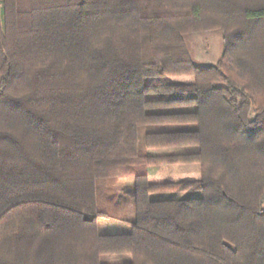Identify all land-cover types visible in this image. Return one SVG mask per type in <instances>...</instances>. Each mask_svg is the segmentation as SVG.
<instances>
[{
    "label": "trees",
    "instance_id": "trees-1",
    "mask_svg": "<svg viewBox=\"0 0 264 264\" xmlns=\"http://www.w3.org/2000/svg\"><path fill=\"white\" fill-rule=\"evenodd\" d=\"M0 264H264V0H0Z\"/></svg>",
    "mask_w": 264,
    "mask_h": 264
},
{
    "label": "rangeland",
    "instance_id": "rangeland-1",
    "mask_svg": "<svg viewBox=\"0 0 264 264\" xmlns=\"http://www.w3.org/2000/svg\"><path fill=\"white\" fill-rule=\"evenodd\" d=\"M188 49L192 60L200 65L215 64L221 57L225 44L223 33L220 29L205 31L202 33H190L186 35ZM190 76L156 77L146 81L154 83L158 81H170L181 83L191 81ZM151 128V127H150ZM162 128V127H157ZM149 130V128H147ZM148 169L151 174L150 180H185L200 178V164L197 155L181 156L178 149L150 150ZM119 191H124L126 206L121 210V216H128L129 210L133 212V182L132 178L118 181ZM125 189V190H124ZM169 194H164L168 196ZM181 194L180 196H185ZM100 232H122L128 229V223L107 218H99Z\"/></svg>",
    "mask_w": 264,
    "mask_h": 264
},
{
    "label": "crops",
    "instance_id": "crops-1",
    "mask_svg": "<svg viewBox=\"0 0 264 264\" xmlns=\"http://www.w3.org/2000/svg\"><path fill=\"white\" fill-rule=\"evenodd\" d=\"M149 176L151 177V174H150V172H149ZM154 181H159V180H154Z\"/></svg>",
    "mask_w": 264,
    "mask_h": 264
}]
</instances>
